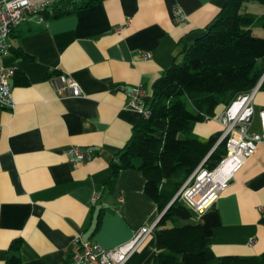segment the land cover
I'll return each instance as SVG.
<instances>
[{
	"label": "crops",
	"instance_id": "1",
	"mask_svg": "<svg viewBox=\"0 0 264 264\" xmlns=\"http://www.w3.org/2000/svg\"><path fill=\"white\" fill-rule=\"evenodd\" d=\"M224 2L103 0L43 24L32 16L13 31L10 52L0 55L1 64L15 69L14 107L0 108V264L17 238L23 264H73L77 236L109 249L158 219L139 169H121L108 185L110 163L140 117L126 93L141 84L150 102L154 81L180 45L193 42ZM240 11L261 16L264 4L245 1ZM15 48L33 60L17 57ZM53 71L75 81L81 95L56 88L48 75ZM22 78L27 84L18 82ZM253 106L251 130L258 132L264 90L258 89ZM156 126L164 129L159 121ZM220 129L209 119L194 124L191 134L206 140ZM69 146L91 147L92 158L73 163L65 153ZM215 206L220 224L212 232L213 253L261 254L264 142L228 180ZM154 255L151 233L125 264H152Z\"/></svg>",
	"mask_w": 264,
	"mask_h": 264
},
{
	"label": "trees",
	"instance_id": "2",
	"mask_svg": "<svg viewBox=\"0 0 264 264\" xmlns=\"http://www.w3.org/2000/svg\"><path fill=\"white\" fill-rule=\"evenodd\" d=\"M101 1L61 0L41 14L54 19ZM245 1L264 4V0H225L193 42L180 45L171 65L152 85L149 115L139 117L110 163L109 186L121 169L136 167L145 178V194L156 203L160 216L153 229L152 264H264V250L259 255L216 256L211 249L213 229L220 224L215 204L198 216L176 197L204 157L208 155L204 166L213 169L225 155L224 141L214 147L221 129L201 140L191 134L194 124L217 116L219 106L225 107L236 95L255 86L264 73V36L252 31L259 27L264 33V14L241 12ZM13 53L33 60L19 48ZM18 82L27 84L25 78ZM259 89L264 90V78ZM157 121L164 124L161 132ZM20 246V238L11 242L5 264H23Z\"/></svg>",
	"mask_w": 264,
	"mask_h": 264
},
{
	"label": "built area",
	"instance_id": "3",
	"mask_svg": "<svg viewBox=\"0 0 264 264\" xmlns=\"http://www.w3.org/2000/svg\"><path fill=\"white\" fill-rule=\"evenodd\" d=\"M55 1L0 0V55L10 52L12 48L10 37L19 25L28 22L32 16H36L37 24H43L45 17L41 11L49 8ZM117 30L120 31L119 28ZM146 56H149V53H141V57ZM14 75L13 67L0 63V108L14 107L12 84ZM49 78L56 88L67 89L73 96L81 95L78 84L65 74H52ZM260 84L259 81L249 90L236 95L219 115L206 118L216 120L220 124L221 133L214 147L224 141L225 155L213 169L204 166L208 155L204 157L176 193V197L198 216L215 204L220 193L226 188L228 180L253 154L257 145L264 142V107L259 111L260 131L251 130L254 116L253 99ZM126 95L129 104L140 116L149 115L150 110L145 98L147 90L141 84L133 87ZM65 153L73 163H84L92 158L93 149L69 146ZM158 219L150 225L140 227L129 240L109 249L89 240L83 241L77 236L70 259L73 264H125L146 237L153 233ZM252 243L253 239H250L248 244Z\"/></svg>",
	"mask_w": 264,
	"mask_h": 264
},
{
	"label": "rangeland",
	"instance_id": "4",
	"mask_svg": "<svg viewBox=\"0 0 264 264\" xmlns=\"http://www.w3.org/2000/svg\"><path fill=\"white\" fill-rule=\"evenodd\" d=\"M254 34H255V36H258V35H259V36H262V37L264 36V33H263V31L261 32V34H259V32H258V31H254ZM259 63H261V62H259V61H258V63H257V64H259ZM188 108H189V109H191V106H190V105H188ZM206 140H207V139H206Z\"/></svg>",
	"mask_w": 264,
	"mask_h": 264
},
{
	"label": "water",
	"instance_id": "5",
	"mask_svg": "<svg viewBox=\"0 0 264 264\" xmlns=\"http://www.w3.org/2000/svg\"><path fill=\"white\" fill-rule=\"evenodd\" d=\"M263 78H264V73H263L262 77L260 78V82L263 80Z\"/></svg>",
	"mask_w": 264,
	"mask_h": 264
}]
</instances>
